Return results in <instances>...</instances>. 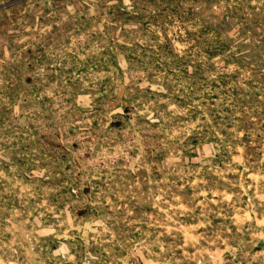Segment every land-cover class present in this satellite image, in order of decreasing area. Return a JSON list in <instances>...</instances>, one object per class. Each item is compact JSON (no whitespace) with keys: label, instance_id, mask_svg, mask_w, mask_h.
<instances>
[{"label":"rangeland","instance_id":"374dc122","mask_svg":"<svg viewBox=\"0 0 264 264\" xmlns=\"http://www.w3.org/2000/svg\"><path fill=\"white\" fill-rule=\"evenodd\" d=\"M0 264H264V0H0Z\"/></svg>","mask_w":264,"mask_h":264}]
</instances>
